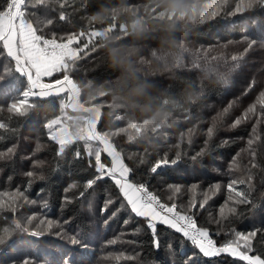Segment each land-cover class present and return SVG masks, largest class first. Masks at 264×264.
<instances>
[{"label":"trees","instance_id":"obj_1","mask_svg":"<svg viewBox=\"0 0 264 264\" xmlns=\"http://www.w3.org/2000/svg\"><path fill=\"white\" fill-rule=\"evenodd\" d=\"M210 1L25 0V19L41 36L65 42L86 33L72 47L88 48L68 62L83 107L73 109L69 94L60 93L30 96L33 106L24 116L9 113L8 104L23 99L27 84L0 42V80L15 86L10 93L0 88V123L5 124L0 129V235L1 228L11 230L0 246V264H23L27 258L33 264H64L65 257L72 264H188L193 253L195 264H245L229 254L204 257L162 224L157 225V250L145 219L131 212L110 178L88 188L98 173L86 142L73 140L58 155L59 145L49 136L62 126L71 133L87 128L92 116L96 131L110 137L129 168L132 183L144 184L184 214L194 212L197 226L219 246L238 240L237 234L256 232L248 254L264 258V117L257 103L264 92V7L229 15L238 1L229 0L216 16L193 10ZM6 2L0 0V8ZM172 3L178 8L175 16L167 14ZM63 75L56 71L49 79ZM143 85H148L146 95L129 103V90ZM253 104L255 112L233 127ZM93 108L100 112L93 115ZM56 119L62 125L50 132L46 125ZM87 143L93 151L103 148L98 141ZM164 158L176 163L152 173ZM101 160L111 167L106 152ZM232 180L244 181L234 188L248 193L247 203L229 199L235 195L227 189ZM17 192L23 195L14 198ZM12 203L15 212L9 209ZM30 216L34 219L28 223ZM13 218L33 231L46 229L48 220L54 226L37 238L15 229Z\"/></svg>","mask_w":264,"mask_h":264},{"label":"snow or ice","instance_id":"obj_2","mask_svg":"<svg viewBox=\"0 0 264 264\" xmlns=\"http://www.w3.org/2000/svg\"><path fill=\"white\" fill-rule=\"evenodd\" d=\"M43 0H37V3H42ZM229 0H220L219 4L209 5L213 11L207 13L209 16L219 15L228 6ZM25 0H7L6 5L0 8V42L3 43V48L16 64V72L21 76L27 78L28 87L22 92L23 99L9 103L7 110L9 113H15L19 116H24L29 109L32 108V104L29 102L28 98L30 96H48L50 91L56 92H67L69 95L68 100L71 101L72 94L75 90V85L70 79L69 71L71 67L69 61H74L78 53L84 52L88 48V44H85L82 48L74 49L73 44L79 43L81 37L85 36L86 33L81 32L79 35L73 34L67 37L66 42H57L55 39L48 40L43 39L41 36L36 34V29L33 25L26 21V11L24 9ZM256 7H264V0H239L236 3L235 8L228 12L229 15H236L243 13L246 9H253ZM61 19L64 16L61 15ZM95 33L88 35L89 42H91ZM252 43H249V48H251ZM233 61H237L238 57L233 56ZM63 70V80H56L55 84L58 88L53 89L51 84H44L40 82L41 76H50L53 71ZM14 85L10 80H0V88H6L10 93L14 89ZM39 88L40 91L37 93L33 91L35 88ZM260 105L261 112L260 116L264 117V92L260 93L257 100ZM66 104L62 103V108ZM256 110V104L251 105L244 116L238 118L233 127L239 125L243 119L247 118L249 113H254ZM227 112V109H225ZM62 125V121L59 119L52 120L46 125L50 132L54 131V125ZM5 128V124L0 123V129ZM59 135H50L49 139L54 140L59 145L58 155L64 153L67 145L71 144L73 140H83L86 142V147L90 156L95 157V169L98 175L93 180L87 182V187L91 188L97 181L110 178L114 184L119 188L124 199L127 201V205L130 207L131 212L136 217H141L145 219L146 227L151 231L153 235V242L156 249H159V237L157 235V225L163 224L168 228H171L177 233L182 234L184 238L191 241L192 245L203 254L204 257H214L221 253H227L233 257H237L244 261L245 264H264V258L261 256H251L248 252L251 251V237L256 235V232H251L247 236L242 234L238 235V240H243L244 244L241 245L238 240L227 241L223 246L216 247L212 239L209 238L208 231L197 226L194 219L195 213L187 215L178 210V206L173 203L171 205L162 203L154 194L149 192L144 184H134L129 180V168L123 163L120 154L113 147L110 142V137L105 133H100L96 131V127L93 125L78 126V130L75 133L69 132L68 128L61 127ZM214 128H208V136L213 135ZM89 141H98L103 148H97L93 151L92 146L88 144ZM251 143V141L249 142ZM9 153L12 149L8 150ZM106 152L109 157H111L112 163L111 167H107L101 160V153ZM2 155V154H0ZM79 156V153H77ZM169 163L175 164L176 160L169 161L167 158L158 160L155 165L151 168L152 173H156L159 168L166 166ZM28 176H33V172H28ZM238 183H244V181L232 180L228 183L227 189L229 193H235L234 196H230L229 199L233 200L235 203H247L248 193L244 191L235 190L234 186ZM74 186V185H73ZM172 187V186H170ZM216 190H219L220 185L216 184L213 186ZM177 192L179 188L175 189ZM14 198L22 196L23 193L17 192L11 194ZM83 195V193L81 194ZM239 198V199H237ZM112 203L111 200L107 201L105 207L102 211L108 210V205ZM207 203V198L204 202L199 203L201 209L204 208ZM190 204L195 207L196 202L192 201ZM17 205L14 203L9 205V209L12 212L16 211ZM4 208V203L0 202V210ZM230 211L235 212V209H230ZM223 213V209H221ZM115 215V213H114ZM34 217H28V223H31ZM43 223V221H41ZM12 224L15 229L22 232H26L33 237H40L51 229L53 225L52 220H48L47 228L44 230H30L29 227L21 223L17 219H12ZM39 229V225L37 226ZM3 232L9 234L11 230L9 228H4ZM57 235H60L57 233ZM72 245L79 243L76 237H70ZM115 241H113L114 243ZM7 243L5 235H0V246ZM241 247L247 249L248 251H241ZM185 258L187 259L188 254L185 253ZM131 259V257H129ZM23 264H33L31 258H27L23 261ZM64 264H72V259L70 257H65ZM188 264H195V253L192 254V260L188 261Z\"/></svg>","mask_w":264,"mask_h":264},{"label":"built area","instance_id":"obj_3","mask_svg":"<svg viewBox=\"0 0 264 264\" xmlns=\"http://www.w3.org/2000/svg\"><path fill=\"white\" fill-rule=\"evenodd\" d=\"M28 22V21H27ZM30 23V22H29ZM42 38L43 39H45V37H43L42 36ZM52 40V39H51ZM56 40V39H55ZM57 42H61V41H59V40H56ZM66 42V41H65ZM13 63H14V66L16 67V64H15V61H13L10 57H8ZM54 72H56V71H53L52 72V74L54 73ZM52 74L50 75V76H41V78H40V82L41 83H44V84H51L52 86H53V89H55V88H58L59 86L58 85H56L55 84V81L56 80H54V81H52V80H50L49 78L52 76ZM20 75V74H19ZM21 76V75H20ZM22 78H24L25 80H26V83H27V86H28V82H27V78L25 77V76H21ZM58 80H63V78H61V79H58ZM75 85V84H74ZM33 91H35V92H37V91H40V89L37 87V88H35V89H33ZM60 93H67V92H56V91H50V94L49 95H54V94H60ZM79 95H80V91H79V89L75 86V90H74V92H73V94H72V98H71V105H72V107H73V109H75V110H78V109H81L83 106L80 104V102H79ZM95 124H96V121H95ZM95 124H94V126H95ZM209 233V232H208ZM209 237H210V239L212 238L211 237V234L209 233ZM213 239V238H212ZM213 241H214V244H215V246L216 247H219V245L216 243V241L213 239ZM221 247V246H220ZM224 254H227V253H221L220 255H224Z\"/></svg>","mask_w":264,"mask_h":264},{"label":"clouds","instance_id":"obj_4","mask_svg":"<svg viewBox=\"0 0 264 264\" xmlns=\"http://www.w3.org/2000/svg\"><path fill=\"white\" fill-rule=\"evenodd\" d=\"M178 8L175 3L170 4L167 14L170 16L177 15ZM139 36V33H137ZM148 85L137 86L136 88L130 89L129 94L127 95V100L129 103H136L141 97L146 95Z\"/></svg>","mask_w":264,"mask_h":264},{"label":"rangeland","instance_id":"obj_5","mask_svg":"<svg viewBox=\"0 0 264 264\" xmlns=\"http://www.w3.org/2000/svg\"><path fill=\"white\" fill-rule=\"evenodd\" d=\"M239 2V0L236 2V3H238ZM213 3H215V4H217V0H211L210 2H208V4H202V5H200L199 6V8H197V9H193L194 11H195V13H200V14H202V15H204V11L205 12H207V13H211L212 11H213V9L209 6V5H211V4H213ZM236 3L234 4V6L236 5ZM36 34L37 35H39V36H41L40 35V33H38V32H36ZM42 37V36H41ZM45 39H48V40H51L50 38H48V37H45ZM2 45H3V43H2ZM39 91H37V93H38ZM35 97H42V96H39V95H34ZM90 112L94 115V113H99L100 111L98 110V109H96V108H93L92 110H90ZM95 121H96V118H95V116H92V118H91V123H90V125H93L94 126V124H95ZM63 127H65V128H68V130H69V132H70V129H69V127H67V126H63ZM60 130V129H59ZM57 131V133H56V135H59L60 134V131ZM129 175H130V171H129ZM131 182V181H130ZM137 185H139V184H137ZM148 190V189H147ZM11 225H13L12 223H11ZM163 225V224H162ZM4 226V225H3ZM3 229L4 228H1V232L6 236L7 234H5L4 232H3ZM210 238V237H209ZM212 239V238H211ZM213 240V239H212ZM214 242V241H213ZM241 242H243V241H241ZM215 245V244H214ZM220 247V246H219Z\"/></svg>","mask_w":264,"mask_h":264}]
</instances>
